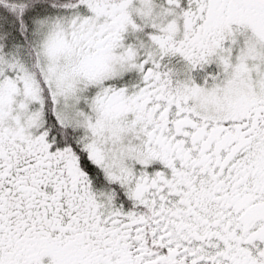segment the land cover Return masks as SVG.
Segmentation results:
<instances>
[{
  "label": "snow or ice",
  "instance_id": "obj_1",
  "mask_svg": "<svg viewBox=\"0 0 264 264\" xmlns=\"http://www.w3.org/2000/svg\"><path fill=\"white\" fill-rule=\"evenodd\" d=\"M0 264H264V0H0Z\"/></svg>",
  "mask_w": 264,
  "mask_h": 264
}]
</instances>
